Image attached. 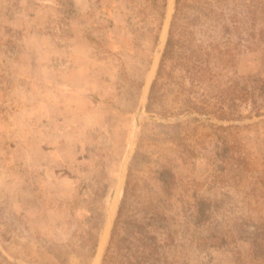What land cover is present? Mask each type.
Masks as SVG:
<instances>
[{
  "label": "rangeland",
  "instance_id": "obj_1",
  "mask_svg": "<svg viewBox=\"0 0 264 264\" xmlns=\"http://www.w3.org/2000/svg\"><path fill=\"white\" fill-rule=\"evenodd\" d=\"M261 27L264 0H0V264H264Z\"/></svg>",
  "mask_w": 264,
  "mask_h": 264
},
{
  "label": "trees",
  "instance_id": "obj_2",
  "mask_svg": "<svg viewBox=\"0 0 264 264\" xmlns=\"http://www.w3.org/2000/svg\"><path fill=\"white\" fill-rule=\"evenodd\" d=\"M264 28H259V30H263ZM124 206H125V200L123 199L122 200V202H121V205H120V210H119V213H121L120 211L124 208ZM115 228H116V224L114 225V230H115ZM140 240H142V239H140ZM142 243H143V241H142ZM142 245H146V244H142Z\"/></svg>",
  "mask_w": 264,
  "mask_h": 264
}]
</instances>
